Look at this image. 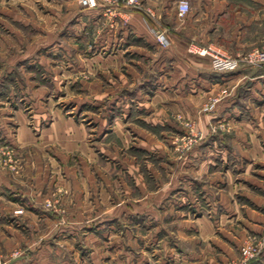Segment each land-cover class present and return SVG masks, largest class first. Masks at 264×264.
Wrapping results in <instances>:
<instances>
[{
  "label": "crops",
  "instance_id": "crops-1",
  "mask_svg": "<svg viewBox=\"0 0 264 264\" xmlns=\"http://www.w3.org/2000/svg\"><path fill=\"white\" fill-rule=\"evenodd\" d=\"M178 1L140 0V8L121 5L115 27L107 26L101 35L102 51L91 57L102 60L103 69L106 67L108 71L115 72L110 64L118 62L116 81L112 82L118 87L131 84L144 91L157 90L151 97L137 98L141 106L149 108L150 117H154L151 107L159 104L182 106L192 113L190 106L197 105L209 91L235 84L243 92L224 100L216 117L260 122L257 128L246 132L250 137L262 139L255 140L257 143L253 139L249 152L264 156V66L218 73L212 69L208 57L191 52L210 45L236 57L264 46V0H188L190 10L182 18L177 15ZM147 9L155 16H149ZM100 18L96 14L91 24L99 25ZM157 32H164L165 46L157 42ZM127 57H134L131 65L126 64ZM18 117L21 125L16 142L30 151L24 155L19 179L12 180L0 172V187L8 189L22 181L28 189L23 197L26 205L21 214V228L14 229L13 221L0 228L3 249L20 247L24 251L11 264H222L236 257L226 246L229 235L225 243L222 240L223 214H218L221 221L213 220L214 209L205 213L198 206L199 200L212 196L207 190L204 170L215 165H198V178H153L150 188L141 178H134L138 189H130L124 183L121 194L77 193L75 189L65 199L66 209H47L44 206L47 196L41 187H45L49 170H56L55 155L61 160L63 148L81 152L89 149L88 133L61 115L35 133L26 125L24 115ZM136 128L134 125L133 131ZM140 132L138 129L137 134ZM117 134L121 139H129L121 128ZM147 134L144 131L146 137ZM45 147L53 150V154L43 153ZM44 154L51 162L49 167L41 164L40 157H45ZM54 181L53 178L49 184ZM33 187L40 192L35 193ZM222 200V196L218 198L221 204ZM13 211V208L5 211L10 212L11 220L15 217L11 215ZM243 216L244 220H240L239 214L232 211L228 214L232 224L228 233L233 239L243 238L246 230L264 232L263 216L257 218L249 211ZM233 220L240 223L239 228L233 226ZM257 263L264 264V251Z\"/></svg>",
  "mask_w": 264,
  "mask_h": 264
},
{
  "label": "rangeland",
  "instance_id": "rangeland-1",
  "mask_svg": "<svg viewBox=\"0 0 264 264\" xmlns=\"http://www.w3.org/2000/svg\"><path fill=\"white\" fill-rule=\"evenodd\" d=\"M96 14L101 21L95 26L90 20ZM116 22L117 14L106 16L102 9L81 7L78 0H0V172L12 180L19 179L24 155L30 151L16 142L21 125L18 114L25 116L26 125L35 133L58 115L88 133L89 149L81 152L63 148L61 160L55 155L56 170H49L45 187H41L47 196V209H66L65 199L77 189V193L121 194L124 183L138 189L134 178H141L150 188L153 178H198V165L213 164L214 168L204 170L212 196L200 197L198 206L205 213L214 209L213 220L221 221L218 214H223L222 240L225 243L229 239L226 246L236 257L222 264H258L264 251V232L246 230L237 241L228 233L232 224L227 217L230 211L239 214L240 220L248 211L257 218L264 217V156L248 148L253 139H262L246 132L260 122L216 117L224 100L243 91L235 84L218 86L190 106L192 113L182 106L159 104L151 107L154 117H150L149 108L141 106L137 98L151 97L157 90L144 91L131 84L120 88L112 83L116 81L118 62L110 64L115 72L108 71L103 69L102 60L91 57L102 51L101 35ZM194 50L191 52L198 54ZM198 55L208 57L214 71L230 72L215 69L210 55ZM133 60L127 57L126 64L131 65ZM242 67L251 66L236 69ZM148 118L156 120L146 122ZM134 125L141 134L133 131ZM119 128L128 133L129 139L120 138ZM53 152L43 149L46 154ZM46 154L40 157L41 164L49 167ZM50 177L55 180L52 184ZM14 184L8 189L0 187V211L4 212L0 213V228L9 221H13L14 229L22 225L23 197L28 189L22 181ZM33 190L40 192L36 187ZM221 196L223 204L218 202ZM11 208L13 220L10 212H5ZM235 221L233 226L239 228L240 223ZM2 240L0 235V243ZM248 244L258 250L243 262L242 248ZM1 246L0 264H11L23 255L20 247L5 250Z\"/></svg>",
  "mask_w": 264,
  "mask_h": 264
},
{
  "label": "built area",
  "instance_id": "built-area-1",
  "mask_svg": "<svg viewBox=\"0 0 264 264\" xmlns=\"http://www.w3.org/2000/svg\"><path fill=\"white\" fill-rule=\"evenodd\" d=\"M81 7L87 9H102L105 15L117 14L121 5H126L134 8H140V0H78ZM190 10V4L188 0H179L177 3V15L178 17H184ZM146 12L149 16L154 17V13L147 9ZM157 42L164 46L167 43L164 32H157L156 35ZM194 52L200 55H210L212 57L213 66L215 69L220 71H232L241 65L245 66H264V46L253 48L243 54L236 57L225 55L212 46H202L197 47ZM47 206H51L48 204ZM258 250L255 245H247L242 248L243 262L248 261L253 258Z\"/></svg>",
  "mask_w": 264,
  "mask_h": 264
}]
</instances>
